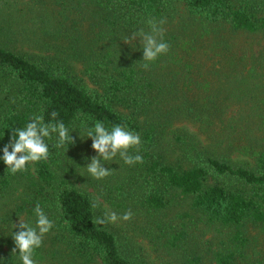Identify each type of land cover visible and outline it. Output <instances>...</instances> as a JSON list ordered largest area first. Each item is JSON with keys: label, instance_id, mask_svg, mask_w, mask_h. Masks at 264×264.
<instances>
[{"label": "trees", "instance_id": "trees-1", "mask_svg": "<svg viewBox=\"0 0 264 264\" xmlns=\"http://www.w3.org/2000/svg\"><path fill=\"white\" fill-rule=\"evenodd\" d=\"M0 1V156L34 114L75 139L16 174L0 159V264H22L13 224L37 202L36 264H264V0ZM151 17L170 48L144 70L124 41ZM96 121L139 134L144 162L93 178Z\"/></svg>", "mask_w": 264, "mask_h": 264}, {"label": "clouds", "instance_id": "clouds-1", "mask_svg": "<svg viewBox=\"0 0 264 264\" xmlns=\"http://www.w3.org/2000/svg\"><path fill=\"white\" fill-rule=\"evenodd\" d=\"M166 18L157 20L151 17L147 20L148 31L139 29L132 32L125 38L124 43H133L139 38L142 43V59L141 68L149 70V64L158 59L159 56L166 54L169 51L170 44L164 40L165 29L163 25L166 23ZM53 122H44L42 115L34 114L29 123L21 128L12 130L9 142L4 145L3 155L0 159L3 160L7 169L12 174L19 171H25L28 163H36L46 160L49 156V145L45 142V138L51 139L56 135L55 148H63L65 152L68 145L74 144L75 139L70 135L69 129L65 126L62 120H57L58 113L51 112ZM87 138H91V148L97 153L91 157V162L87 164V172L95 179H103L111 175V169H106L103 166V161H111L117 155L127 165L136 163L142 164L143 157L139 154H129V149L135 148L136 152L140 151L141 139L139 134L127 130L124 124H114L111 129L105 127L101 121H96L93 127L85 128ZM11 149V151H9ZM99 206L97 198L92 207L95 209ZM36 217L35 226L19 219L18 223L13 224V228L18 229L12 233V239L15 247L12 253H19V258L22 264H36L33 259L34 250L42 246L43 237L53 227V222L43 211L41 204L36 203L34 207ZM133 216L131 210L126 211L122 216H117L115 212H105L104 216L96 219L97 225H103L109 222H115L117 219L129 221Z\"/></svg>", "mask_w": 264, "mask_h": 264}, {"label": "rangeland", "instance_id": "rangeland-1", "mask_svg": "<svg viewBox=\"0 0 264 264\" xmlns=\"http://www.w3.org/2000/svg\"><path fill=\"white\" fill-rule=\"evenodd\" d=\"M25 1H27V0H14V1L11 2L10 8L12 10H16L17 11L18 9H21V7H23L22 3L25 2ZM1 2L2 1H0V11L3 12V11H5L7 5H3V3H1ZM43 8H44V5H43ZM147 251H149V250L147 249ZM154 257H155L154 254H151L149 256V258L153 259L154 262H156V259H154Z\"/></svg>", "mask_w": 264, "mask_h": 264}]
</instances>
